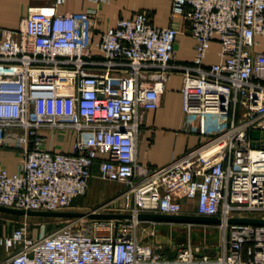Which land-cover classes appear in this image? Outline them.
<instances>
[{
    "label": "built area",
    "instance_id": "2783aa9c",
    "mask_svg": "<svg viewBox=\"0 0 264 264\" xmlns=\"http://www.w3.org/2000/svg\"><path fill=\"white\" fill-rule=\"evenodd\" d=\"M49 2L50 12L31 7L17 28L0 26V147L21 156L16 172L0 166V205L68 208L97 164L100 178L123 187L89 211L132 217H70L52 232L16 227L0 237L8 250L0 264H264V224L229 222L264 217V52L256 48L264 0H172L180 27L157 26L140 11L94 44L81 39L74 14L56 11L66 0ZM180 31L195 39L190 63L175 61ZM213 41L219 60L207 62ZM177 72L182 130L205 140L149 166L137 156L144 114L160 106ZM67 132L70 152L54 143ZM141 212L217 217L180 224L218 228L221 242L201 249L143 241L136 227L154 237L160 222L139 219Z\"/></svg>",
    "mask_w": 264,
    "mask_h": 264
},
{
    "label": "crops",
    "instance_id": "0c3cea01",
    "mask_svg": "<svg viewBox=\"0 0 264 264\" xmlns=\"http://www.w3.org/2000/svg\"><path fill=\"white\" fill-rule=\"evenodd\" d=\"M171 1L66 0L64 4L57 7L56 11L74 14L78 20L81 39L87 44H94L100 40L102 34L109 27L115 26L118 20L131 18L140 11H146L152 23L157 26H168L174 23L180 27L182 22L179 18L172 22ZM49 4V0H0V26L17 28L31 7L43 5L50 12L52 8ZM88 10H95L94 17L88 16ZM258 40L259 43L256 48L264 52V36L259 37ZM175 50L176 62L190 63L195 55V39L189 33L180 31L177 35ZM218 50L219 43L213 41L206 61H218ZM93 53L96 57L101 56L97 49H94ZM181 87L182 75L180 72L174 73L167 82L160 106L144 114L145 125L137 146V156L143 164L153 167L161 166L205 140V136L182 130L184 115ZM73 139L74 134L67 132V134L64 133L63 138H56L54 143L58 149L70 152ZM20 162L21 156L18 152L0 147V166L6 167L10 173H13L18 170ZM93 172L87 192L74 200L73 203L76 206L91 208L111 198L122 189L123 186L120 182L100 178L97 164H95ZM182 204L186 209H192L195 206V201L182 199ZM160 224L174 225L180 223L160 222L155 225V228ZM161 236L163 235L160 234ZM189 242L193 245L196 244L191 242V239ZM167 243L171 245L170 241Z\"/></svg>",
    "mask_w": 264,
    "mask_h": 264
},
{
    "label": "rangeland",
    "instance_id": "374dc122",
    "mask_svg": "<svg viewBox=\"0 0 264 264\" xmlns=\"http://www.w3.org/2000/svg\"><path fill=\"white\" fill-rule=\"evenodd\" d=\"M94 207V206H93ZM91 208L76 206L74 203L70 207L62 210L72 211H89ZM70 218L58 216H34V215H17L0 212V237L10 235L12 230L16 227H26L31 233H35L41 225L46 227L47 232H52L56 228L66 225ZM158 233L154 237L147 235L151 229H144L143 224L138 225L136 230L143 241L161 240L165 244L173 247H178L181 244L195 242L201 249H208L217 247L221 242V232L215 227L192 226L185 224L166 225L160 224L157 228ZM160 234L163 236L160 237ZM191 236V237H190ZM193 236V237H192ZM151 240V241H152ZM195 244V245H196ZM8 250L0 243V260L5 258Z\"/></svg>",
    "mask_w": 264,
    "mask_h": 264
},
{
    "label": "water",
    "instance_id": "95a60500",
    "mask_svg": "<svg viewBox=\"0 0 264 264\" xmlns=\"http://www.w3.org/2000/svg\"><path fill=\"white\" fill-rule=\"evenodd\" d=\"M259 135L258 130L252 132V137L256 138ZM0 212L17 215H34V216H58V217H127L131 218L132 215L118 214V213H96L92 211H72V210H25L21 208H13L0 205ZM139 219H150L158 222L167 223H215L219 219L214 216H204L197 214H163V213H145L138 214ZM231 223H248V224H264V217H232L229 219Z\"/></svg>",
    "mask_w": 264,
    "mask_h": 264
}]
</instances>
